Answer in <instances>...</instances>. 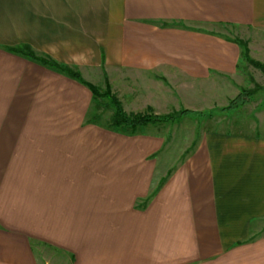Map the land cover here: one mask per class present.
Segmentation results:
<instances>
[{"label": "crops", "instance_id": "crops-1", "mask_svg": "<svg viewBox=\"0 0 264 264\" xmlns=\"http://www.w3.org/2000/svg\"><path fill=\"white\" fill-rule=\"evenodd\" d=\"M223 27L264 65V0H0V264L41 247L64 264H264V84ZM19 45L101 71L128 115L192 113L81 125L87 88L5 51Z\"/></svg>", "mask_w": 264, "mask_h": 264}, {"label": "trees", "instance_id": "trees-1", "mask_svg": "<svg viewBox=\"0 0 264 264\" xmlns=\"http://www.w3.org/2000/svg\"><path fill=\"white\" fill-rule=\"evenodd\" d=\"M233 42H235L240 47L241 49L240 56L243 58V60L251 64V66L257 68L264 77V65H260L256 62H252L249 59L247 55V49L245 47V42L242 41H233ZM5 51L10 54L26 57L30 61H33L39 64L40 66L60 72L61 74L67 76L68 78L75 80L80 85L87 88V90L91 95V100L93 103H95L99 98H106L108 100L110 107L113 109L110 123L106 127L109 129H113V130L126 129L131 134L137 127H142L147 124H162V123L172 122L181 116L189 115L192 113L191 111L188 110H180L178 112H173L164 116H156L150 113V109H147V111L143 113L127 115L122 111L120 103L114 98V96L110 94L109 86L106 82V79H104L105 90L103 93H100L95 86L84 81L78 72L64 65L57 64L56 62L52 61L47 57H35L33 52L26 45H19L17 47H5ZM258 89L260 88L255 86L253 90H240L239 93L228 102L227 106L222 108L220 111H228L235 108L236 106L247 103L250 100L254 91ZM199 114L200 113H198V115ZM91 120L94 121L93 118ZM84 123H89V119H86Z\"/></svg>", "mask_w": 264, "mask_h": 264}, {"label": "rangeland", "instance_id": "rangeland-1", "mask_svg": "<svg viewBox=\"0 0 264 264\" xmlns=\"http://www.w3.org/2000/svg\"><path fill=\"white\" fill-rule=\"evenodd\" d=\"M223 32L228 33L232 37V40L233 41H242V42H245L243 40L244 37H246V35L244 33V30L236 29V31H235L234 28H230L229 29V28L223 27ZM261 37H262L261 35H259V36H256V35L254 36L253 35L252 38L253 39L261 40ZM234 44L239 49V58L241 60L240 65H239L240 68H245L247 70H250V73L251 74L253 72L252 69H255L254 72H253V74H254V78L256 79V82H258L260 84H264V77H263L262 73L257 68L251 66V64H249L248 62H245L243 60V58L240 56V53H241L240 47L235 42H234ZM251 45H252L251 46L252 47V52H254L255 57L258 60L255 61L254 59H252L250 57L249 51H248V47H247V43L245 42V47L247 49V55H248L249 59L252 62H256V63H258L260 65H263L261 63V61H260L261 58H263L262 44L261 43L252 42ZM14 47H17V46H14ZM257 72H259V74L261 73L260 76L258 75ZM83 77H84V79L83 78L82 79L84 81H86L87 83H90L93 86H95L100 93H103L104 92V90H105V87H104V79H106V82L108 83L107 78L104 75V73H101V71L98 72V70L94 69V71H92V70L88 71L86 74H84ZM250 79H251L250 81H253V78L250 77ZM109 92L119 102V98L117 97V94L112 93V91H110V89H109ZM123 92H124V90L121 89V93H123ZM120 106H121V103H120ZM121 109H122V111L125 114H127L123 110L122 106H121ZM199 109H201V110H204L205 109V111H209L210 110L209 108L203 107V106H200ZM112 113H113V109L110 107V105L108 103V100L106 98H99L95 103L92 102L91 105H90V107H89L88 115L85 118V119H89V123H82L81 125L90 124V125H93V126L97 127V129H99V130H101V129H103V130L104 129H107L106 127L110 123V119L112 117ZM150 113L153 114V115H156V116H164V115H160V114H158V115L157 114H154L151 110H150ZM92 118H93L94 121L91 120ZM186 126H187L186 124H183L182 123L180 126H178V128L183 127V128L186 129ZM122 131H123V129H122ZM38 250H40L38 252L39 253L38 254L39 255L38 256V262H39V264H64V259L61 258V256L59 255V253L56 252L55 250H52L51 248H46V247H41V249H38Z\"/></svg>", "mask_w": 264, "mask_h": 264}, {"label": "clouds", "instance_id": "clouds-1", "mask_svg": "<svg viewBox=\"0 0 264 264\" xmlns=\"http://www.w3.org/2000/svg\"><path fill=\"white\" fill-rule=\"evenodd\" d=\"M52 51L55 53V52H56V49L53 48ZM72 59H73L74 61H77V60H84L85 58H84L83 54H80V55H78V56H77V55H74V56L72 57Z\"/></svg>", "mask_w": 264, "mask_h": 264}]
</instances>
